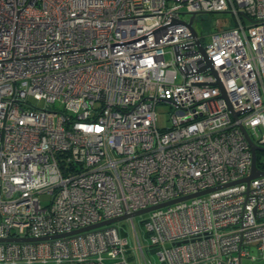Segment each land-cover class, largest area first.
Masks as SVG:
<instances>
[{
  "label": "built area",
  "instance_id": "built-area-1",
  "mask_svg": "<svg viewBox=\"0 0 264 264\" xmlns=\"http://www.w3.org/2000/svg\"><path fill=\"white\" fill-rule=\"evenodd\" d=\"M242 128L264 147V0H0V264L264 260V175L210 190Z\"/></svg>",
  "mask_w": 264,
  "mask_h": 264
},
{
  "label": "water",
  "instance_id": "water-1",
  "mask_svg": "<svg viewBox=\"0 0 264 264\" xmlns=\"http://www.w3.org/2000/svg\"><path fill=\"white\" fill-rule=\"evenodd\" d=\"M197 45H198V47H200L199 42H197ZM242 129H243L244 134H245V136H246V138H247V140L249 142V145H250V148H251V152H252V163H251L250 174L248 176L244 177V178L229 182L227 184H223V185H220V186L213 187L210 190H214V189H217L219 187L231 185V184L238 183V182H249V180L252 179V178L264 175V169L259 168L257 166V164H256V158H257L256 157V152H257V150H264V147H258L255 144H253V142L249 139L245 129L244 128H242ZM210 190L200 191V192H198L196 194H192V195H189V196H183V197H180V198H176L174 200H170V201L165 202V203L158 204L156 206L147 207L145 209L134 211V212H131L129 214H124V215H121V216L116 217V218H111V219H107V220H104V221H100L98 223H95V224H92V225H88V226H85V227H82V228L67 232L66 234L78 233V232L86 231V230H89V229H92V228H96V227H99V226H102V225H105V224H109V223H113V222H116V221H120V220L129 218V217H133V216L145 213V212H147V211H149L151 209L157 208V207H162L164 205H168V204L180 201V200H184V199H186L188 197H192V196H195V195H200V194L206 193V192H208ZM66 234H62V235H66ZM26 239H28V238H20V237H18V238H9L7 240L22 241V240H26Z\"/></svg>",
  "mask_w": 264,
  "mask_h": 264
},
{
  "label": "rangeland",
  "instance_id": "rangeland-1",
  "mask_svg": "<svg viewBox=\"0 0 264 264\" xmlns=\"http://www.w3.org/2000/svg\"><path fill=\"white\" fill-rule=\"evenodd\" d=\"M205 16L210 18V19H214V18L218 19L219 20V24H218L219 27H224L228 23L226 21H223V17H224L223 13H219V12L208 13V14H205ZM195 26H196L198 33L200 34L201 33V27L198 24V22H195ZM204 33H206V32H204ZM207 40H208V36L206 37L205 41H207ZM33 102H35V101H33ZM42 104H43V102H40L39 106ZM155 108H156V112H157V125L159 127L167 126L169 124V110H170L169 105L164 103V102H159V103H157ZM257 158H258L259 162L264 161V150L257 151ZM40 200H41L42 204H46L50 200V195L49 194H42L40 196ZM141 218H142V216H135L134 222L136 225L138 224V222ZM129 225H130L129 220H125L124 222H122V226L125 229L128 228ZM166 245H169V244H166ZM252 254H254V253L252 252ZM16 264H26V263L18 262ZM34 264H36V263H34ZM241 264H264V260H261V259L260 260L259 259L254 260L251 257H243L241 259Z\"/></svg>",
  "mask_w": 264,
  "mask_h": 264
},
{
  "label": "trees",
  "instance_id": "trees-1",
  "mask_svg": "<svg viewBox=\"0 0 264 264\" xmlns=\"http://www.w3.org/2000/svg\"><path fill=\"white\" fill-rule=\"evenodd\" d=\"M256 164H257L258 167L264 168V161L259 162L258 158H257Z\"/></svg>",
  "mask_w": 264,
  "mask_h": 264
}]
</instances>
